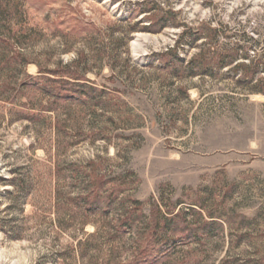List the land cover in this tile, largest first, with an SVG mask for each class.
<instances>
[{"label":"rangeland","instance_id":"rangeland-1","mask_svg":"<svg viewBox=\"0 0 264 264\" xmlns=\"http://www.w3.org/2000/svg\"><path fill=\"white\" fill-rule=\"evenodd\" d=\"M0 4V264H264V0Z\"/></svg>","mask_w":264,"mask_h":264},{"label":"trees","instance_id":"trees-1","mask_svg":"<svg viewBox=\"0 0 264 264\" xmlns=\"http://www.w3.org/2000/svg\"><path fill=\"white\" fill-rule=\"evenodd\" d=\"M5 10L6 5L0 4V74L4 70L23 71L25 66L30 64L26 61L23 52L17 45L20 40L27 35L28 30L23 26L13 24L11 20L6 21L3 19V13ZM2 25L3 27H1ZM58 72L63 74L64 71L60 69V71L57 72H45L39 69L36 77H25L29 80V83L22 84V88H30L32 90L31 86L34 85L36 88L33 89L38 92L42 98H45L46 101L44 104H41V107L35 112H32L31 110H22V116H25V118L33 122H39L46 118L45 116L47 114L56 111V108L59 107L57 104H66L68 101L67 94H65L67 92L66 86L70 78L62 75L58 76ZM71 80L80 81L79 79ZM8 96L9 95L6 91L0 87V102L4 104L8 103L10 100V96ZM9 104L10 108H13L14 103ZM94 191H92V194L94 193L97 196L98 194L96 193V190Z\"/></svg>","mask_w":264,"mask_h":264}]
</instances>
